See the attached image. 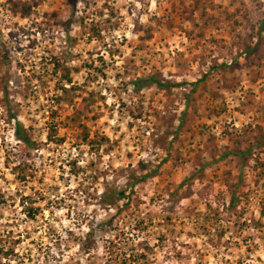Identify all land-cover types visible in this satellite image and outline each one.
Returning <instances> with one entry per match:
<instances>
[{"label": "rangeland", "instance_id": "374dc122", "mask_svg": "<svg viewBox=\"0 0 264 264\" xmlns=\"http://www.w3.org/2000/svg\"><path fill=\"white\" fill-rule=\"evenodd\" d=\"M152 75L171 87L133 90ZM0 243V264H264V0H0Z\"/></svg>", "mask_w": 264, "mask_h": 264}, {"label": "trees", "instance_id": "16d2710c", "mask_svg": "<svg viewBox=\"0 0 264 264\" xmlns=\"http://www.w3.org/2000/svg\"><path fill=\"white\" fill-rule=\"evenodd\" d=\"M69 69H66L63 73V78L66 81V85H60V87H57V93L55 96L52 97L51 102L53 104H55L56 108H54V106L52 105V107H49V121L47 122V133H46V140L50 141V142H54V143H61L63 139L58 137V125L59 122L57 121V118L59 117V111L63 110L62 105H66V104H71L73 102V92L74 91H78L81 90L80 86L74 85L71 78L69 77ZM195 84V83H194ZM150 87H155L157 89H161V90H167L171 87L170 83H167L165 81L159 80L157 79V77L155 76H149L147 78H137L135 81H133V90L136 92L141 91L144 88H150ZM82 101L87 102L86 98H83ZM90 103V101L87 102L88 106ZM14 136L15 138L24 145V147L27 150H36L37 149V144L36 141H34L32 139V135L30 133V129L29 128H25L21 122H17L14 128ZM238 154V153H236ZM241 155H243V153H239ZM25 163H19L17 166H15L12 170L17 172V179H19L20 181H25L26 177H27V171L24 168ZM141 168V167H139ZM140 170V169H139ZM147 177V175H140L138 177H133V178H128V181L126 186L124 188L121 189H117V190H113L110 191L108 189H106V192L103 195L102 198V203L106 206H116V204H118L119 202H123V204L121 205L123 206H127L128 202H129V192L133 191V188L135 187L136 184L141 183L145 180V178ZM127 188H129V192H126ZM24 204V201L23 203ZM236 204H237V198L234 195V193L232 192L230 195V200H229V204H228V209L232 210L236 208ZM36 210L34 207H30L29 209H27V211L25 212V214L27 216H29V218H34L36 215ZM120 211L119 209L117 210V212ZM106 221L103 223L105 224ZM13 253V249L12 248H4L3 245H1L0 243V262L2 258H5L7 260H9V256ZM6 264V263H4ZM10 264V263H7Z\"/></svg>", "mask_w": 264, "mask_h": 264}]
</instances>
